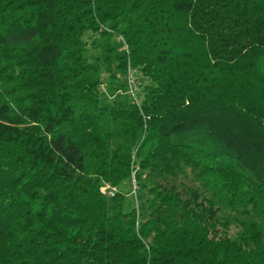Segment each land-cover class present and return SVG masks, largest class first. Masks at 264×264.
I'll return each instance as SVG.
<instances>
[{
	"label": "trees",
	"instance_id": "16d2710c",
	"mask_svg": "<svg viewBox=\"0 0 264 264\" xmlns=\"http://www.w3.org/2000/svg\"><path fill=\"white\" fill-rule=\"evenodd\" d=\"M0 264H264V0H0Z\"/></svg>",
	"mask_w": 264,
	"mask_h": 264
},
{
	"label": "rangeland",
	"instance_id": "374dc122",
	"mask_svg": "<svg viewBox=\"0 0 264 264\" xmlns=\"http://www.w3.org/2000/svg\"><path fill=\"white\" fill-rule=\"evenodd\" d=\"M87 39V37H86ZM97 53V51H95L94 49H92L91 47V42L89 41V46H88V52H87V56L89 58H93V56ZM105 77H107L105 74H104ZM140 76V81L141 79H144L143 76L139 75ZM145 86V84H143ZM142 88V86H141ZM139 90V93L141 94V92L143 91V89ZM144 95V94H142ZM143 97V96H142ZM134 183V188H133V195H130L128 197V201L131 202V201H134L135 200V205L138 207L139 209V213L141 215H146L145 214V208H144V202H145V199H146V194L144 192H142L139 188V186H137V182L136 180L133 182ZM106 190L109 191V193H115L116 190L115 189H110L109 187H106ZM105 190V191H106ZM131 190V188H129V191Z\"/></svg>",
	"mask_w": 264,
	"mask_h": 264
},
{
	"label": "built area",
	"instance_id": "2783aa9c",
	"mask_svg": "<svg viewBox=\"0 0 264 264\" xmlns=\"http://www.w3.org/2000/svg\"><path fill=\"white\" fill-rule=\"evenodd\" d=\"M126 81L128 84L129 93L132 95L133 99L137 103H139L138 94H139V90L141 86L140 76L137 75V73H135L133 70L129 69L127 76H126ZM101 89L105 91V86L102 85ZM105 190L106 188L104 189V191Z\"/></svg>",
	"mask_w": 264,
	"mask_h": 264
}]
</instances>
